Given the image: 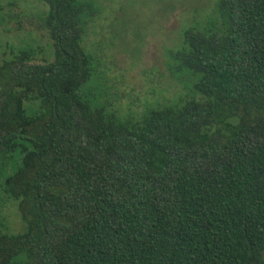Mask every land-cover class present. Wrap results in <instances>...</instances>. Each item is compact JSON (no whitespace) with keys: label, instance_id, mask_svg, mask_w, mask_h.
Segmentation results:
<instances>
[{"label":"trees","instance_id":"trees-1","mask_svg":"<svg viewBox=\"0 0 264 264\" xmlns=\"http://www.w3.org/2000/svg\"><path fill=\"white\" fill-rule=\"evenodd\" d=\"M38 2L0 4L47 38L0 54V205L24 225L0 219V264H264V0H217L167 51L184 93L124 117L92 85L95 0Z\"/></svg>","mask_w":264,"mask_h":264},{"label":"rangeland","instance_id":"rangeland-1","mask_svg":"<svg viewBox=\"0 0 264 264\" xmlns=\"http://www.w3.org/2000/svg\"><path fill=\"white\" fill-rule=\"evenodd\" d=\"M13 1L35 14L44 9L38 0ZM216 1L95 0L98 14L84 46L99 63L101 77L97 85L92 84L99 100L124 117L183 94V85L172 79L167 70V51L181 46L182 30L204 26L214 14ZM7 2L0 0V4ZM10 44L44 46L47 38L33 29L0 27V54ZM104 90L103 99L99 92L104 95ZM16 207L11 200L0 205V219L13 233L24 231Z\"/></svg>","mask_w":264,"mask_h":264}]
</instances>
